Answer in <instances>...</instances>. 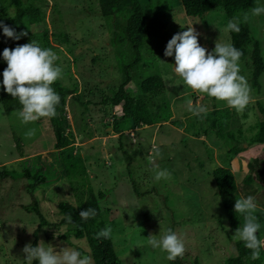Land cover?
Here are the masks:
<instances>
[{
    "label": "rangeland",
    "instance_id": "374dc122",
    "mask_svg": "<svg viewBox=\"0 0 264 264\" xmlns=\"http://www.w3.org/2000/svg\"><path fill=\"white\" fill-rule=\"evenodd\" d=\"M30 1L41 11L28 25L33 40L58 55L56 63L62 68L63 77L57 82L71 91L66 96V114L73 144L55 150L47 118L25 125L17 115L19 111H4L0 105V264H27L23 248L35 238L33 232L39 219L22 207L31 201L25 189L32 182L23 174L26 168L32 173L41 170L40 174L47 178L34 189V195L51 224H58L62 217L58 202L78 205L90 185L99 197L107 226L112 228L111 238L122 264H172L175 260L180 264H225L234 253L235 232L228 230L231 237L228 236L227 216L216 194L212 169L216 165L229 167L240 184L249 163L255 157L264 158L261 115L256 103L241 115L224 102L192 91L174 71L175 54H164L171 38L187 31L189 25L199 33V43L209 52L214 50L216 41L231 43L229 31L224 30L228 23L223 8L200 19L186 15L180 0H141L152 33L143 49L145 61L136 70L128 90L137 94L142 79L157 71L165 88L161 98L154 99L151 111L162 114L164 106L169 107L171 119H181L187 126V116L192 115L189 101L206 105L208 112L229 108L232 120L227 130L234 138L218 137L209 129L205 134V117L197 121V134L169 121L133 128L129 118H122L119 106L102 104L107 95L118 90L122 76L118 48L112 44L114 26L98 14L97 0ZM258 5L264 6V0H254L245 13L248 19H244V14L242 20L249 23L264 56V15H251ZM239 67L255 101L259 99L264 104V71L259 77V92H254L252 70L243 62H239ZM249 120L250 123L242 122ZM31 129H35V134L26 136ZM14 135L21 139L24 157H19ZM68 154L74 155L75 162L69 178L64 169ZM260 168L264 170V163ZM158 169H167L170 178L156 181ZM252 178L258 205L255 215L261 225L258 234L264 239V186ZM239 198H246L241 188ZM240 216L243 225L244 218ZM168 229L185 243L182 258L168 260L166 252L147 244L148 236L159 239ZM65 230L61 224L43 226L38 245L41 242L45 247L52 246L57 252L66 247L75 249L60 239ZM71 240L88 252L85 239Z\"/></svg>",
    "mask_w": 264,
    "mask_h": 264
},
{
    "label": "trees",
    "instance_id": "16d2710c",
    "mask_svg": "<svg viewBox=\"0 0 264 264\" xmlns=\"http://www.w3.org/2000/svg\"><path fill=\"white\" fill-rule=\"evenodd\" d=\"M180 1L188 16L204 19L210 11L223 8L227 23L230 20L239 19L240 32L229 31L231 44L241 51L242 56L239 62H243L252 70L251 86L254 92H259V77L264 71V56L259 41L252 35L249 23L242 20L243 15L248 12L254 0ZM97 4L98 14L108 18L114 26L112 44L115 48H118L116 55L122 76L118 90L107 95L102 100V104L119 106L122 111V118H129L133 128L169 121L175 127L184 128L187 132L197 134V132H194V128L200 118L193 115L187 116L190 117L188 118V125L184 126L181 119H171L172 111L169 107L164 106L162 114L150 110L154 99L161 98L165 88L163 77L159 72L148 73L139 84L137 94H133L128 90V85L134 79L136 70L141 68L145 61L143 49L145 41L150 38L152 33L151 23L147 19L141 0H97ZM40 12V9L30 0H0V23L15 29L17 33L27 32L26 36H21L19 40H15L7 37L3 32V27L0 26V105L4 111H20L22 106L16 98L4 90L2 84L3 71L7 68V62L3 59V50L5 48L15 49L17 46L32 42L34 34L29 30L28 25L36 20ZM52 86L60 95L61 101L57 106V115L47 119L54 134L53 148L61 150L73 144V137L68 131L69 120L66 114V96L70 95L71 91L65 90L57 81ZM255 103L261 115L259 125L264 138V104L259 99ZM231 120L232 113L229 108H214L205 116L208 128L204 132L205 134L208 133L209 129L214 130L218 137L234 138L233 133L227 130ZM14 140L19 157H24L20 137L14 135ZM64 161V169L67 178H69L75 168L74 155L68 154ZM263 163V157H255L249 163L248 173L240 184L236 182L235 174L229 167L216 165L212 169V177L217 186L216 194L227 216L229 226L227 233L229 237H231L229 231L236 232L242 226L241 216L234 210L236 199H239L240 188L244 191L246 197H254L256 196V190L251 185L252 177H255L259 182H263L262 185L264 186V170L260 168ZM40 171L32 173L27 168L23 171L24 176L32 182L25 186L26 191L31 195V201L28 204H23L22 207L29 213L33 212L39 219L38 226L33 232L35 238L31 245L38 246V233L43 226L61 224L66 226V230L59 236L60 239L74 246L82 255L90 256L93 264H122L121 258L115 251L112 238H97V233L107 226V220L101 212L99 197L95 194L93 188L90 185L87 186V195L78 205L67 201H59L58 208L62 217L58 224H51L41 212L38 200L34 195V189L47 180L45 175L40 174ZM1 174L4 175V172ZM262 196L264 197V189L262 190ZM89 207L96 209L97 215L86 221L82 220L79 213ZM69 216L71 221L68 219ZM257 235L260 238L258 233ZM71 238L85 239L88 252L74 244ZM232 248L234 253L226 258L225 264H264V248L261 249L260 258L257 260L251 259V250L246 248L242 241L235 239L232 242ZM171 263L180 264L177 260L171 261ZM33 264H37V260L33 261Z\"/></svg>",
    "mask_w": 264,
    "mask_h": 264
},
{
    "label": "clouds",
    "instance_id": "9594fccd",
    "mask_svg": "<svg viewBox=\"0 0 264 264\" xmlns=\"http://www.w3.org/2000/svg\"><path fill=\"white\" fill-rule=\"evenodd\" d=\"M251 15H264V6L253 7ZM244 19H248L247 14ZM0 26L9 38L19 40L21 36L27 35V32L17 33L6 24L0 23ZM224 30L240 32L239 19L230 20ZM198 36L199 33L195 28L189 25L187 31L174 35L167 43L165 56L175 54L174 71L186 87L224 102L243 115L248 106L255 103V98L247 79L240 74L241 51L231 43L216 41L214 50L209 52L201 46ZM2 55L7 62L2 84L4 90L16 98L22 106L17 113L21 122L27 125L41 118L55 117L61 97L52 85L63 77V70L56 63L59 59L58 55L50 48H42L36 40L17 46L15 49L5 48ZM188 111L195 117L204 118L208 108L206 105L193 104L189 101ZM249 117H251L250 112ZM242 122L250 123L251 120ZM34 134L35 129H31L26 136L31 137ZM157 152H161V149H157ZM169 178L167 169H158L154 175L156 181ZM257 207L253 196L236 199L234 205L235 212L243 215L244 218V223L236 230L234 239L244 242L245 247L251 250L253 260L260 258L261 249L264 248V239L258 238L257 235L261 227L255 215ZM96 215V209L91 207L79 213L81 219L85 221ZM68 219L71 221L70 216ZM111 236V226H106L97 233V238L110 239ZM148 237L147 244L166 252L168 260L182 258L185 254L183 239L171 229L159 239L153 235ZM23 252L26 254L27 264H33L35 260H38L39 264H92L90 256L82 255L75 249L66 247L57 252L52 246L45 247L41 242L35 247L31 244L25 245Z\"/></svg>",
    "mask_w": 264,
    "mask_h": 264
},
{
    "label": "water",
    "instance_id": "95a60500",
    "mask_svg": "<svg viewBox=\"0 0 264 264\" xmlns=\"http://www.w3.org/2000/svg\"><path fill=\"white\" fill-rule=\"evenodd\" d=\"M153 162H154V163H156V162H157V160H154Z\"/></svg>",
    "mask_w": 264,
    "mask_h": 264
}]
</instances>
